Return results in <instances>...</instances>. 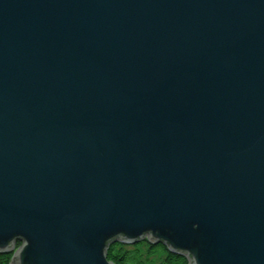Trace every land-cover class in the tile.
I'll return each mask as SVG.
<instances>
[{
	"label": "water",
	"instance_id": "95a60500",
	"mask_svg": "<svg viewBox=\"0 0 264 264\" xmlns=\"http://www.w3.org/2000/svg\"><path fill=\"white\" fill-rule=\"evenodd\" d=\"M144 238L264 264V0H0V253Z\"/></svg>",
	"mask_w": 264,
	"mask_h": 264
},
{
	"label": "trees",
	"instance_id": "16d2710c",
	"mask_svg": "<svg viewBox=\"0 0 264 264\" xmlns=\"http://www.w3.org/2000/svg\"><path fill=\"white\" fill-rule=\"evenodd\" d=\"M140 244L135 246H130V250H126L124 246L113 245L108 249V259L113 261L115 264H139L137 262L138 248ZM133 248V249H132ZM151 255H164L166 263L164 264H187L184 257L171 255L166 252V248L162 246H155L147 250ZM5 258H8L5 256Z\"/></svg>",
	"mask_w": 264,
	"mask_h": 264
},
{
	"label": "rangeland",
	"instance_id": "374dc122",
	"mask_svg": "<svg viewBox=\"0 0 264 264\" xmlns=\"http://www.w3.org/2000/svg\"><path fill=\"white\" fill-rule=\"evenodd\" d=\"M142 242L140 243H138V244H140V246H139V248H138V258H137V262L138 263H141V264H164V255H160V254H158V255H153V254H149L148 253V249H149V247L150 248H152V247H155V246H160V245H152L150 242H148L147 240H141ZM22 242H15V245H19V244H21ZM138 244H128V245H122V246H124V248L126 249V250H130V246H135V245H138ZM113 245H117V243H113V244H111V245H109L108 246V249L110 248V246H113ZM163 247V246H162ZM108 249H107V251H108ZM133 249V248H132ZM106 251V255H107V252ZM12 252H13V250H12ZM12 252H11V254H12ZM166 252L168 253V254H171L170 252H168L167 251V249H166ZM171 255H176V256H179V255H177V254H171ZM183 257V256H182ZM185 258V257H184ZM107 259H108V255H107ZM186 259V258H185ZM109 260V259H108ZM111 261V260H110ZM186 261H187V264H188V260L186 259ZM113 264H115L113 261H111ZM0 264H6V263H3V262H1Z\"/></svg>",
	"mask_w": 264,
	"mask_h": 264
},
{
	"label": "bare ground",
	"instance_id": "6f19581e",
	"mask_svg": "<svg viewBox=\"0 0 264 264\" xmlns=\"http://www.w3.org/2000/svg\"><path fill=\"white\" fill-rule=\"evenodd\" d=\"M143 240H147V239L144 238ZM139 242L141 243L142 241H139ZM139 242H137L136 244H138ZM116 243H117V246L126 245V244H122L120 242H116ZM11 252H12V250H11ZM11 252L10 253H0V263L3 262V263L8 264L9 258L11 256ZM5 256H7L8 258H5ZM163 260H164V263H166V259L164 258ZM139 264H141V263H139Z\"/></svg>",
	"mask_w": 264,
	"mask_h": 264
}]
</instances>
